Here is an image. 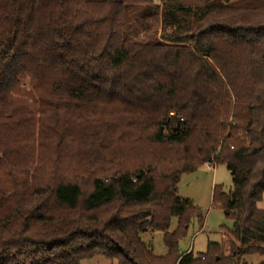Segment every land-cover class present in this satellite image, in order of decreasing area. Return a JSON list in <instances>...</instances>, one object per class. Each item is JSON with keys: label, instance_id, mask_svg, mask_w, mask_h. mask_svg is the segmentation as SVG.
<instances>
[{"label": "trees", "instance_id": "obj_1", "mask_svg": "<svg viewBox=\"0 0 264 264\" xmlns=\"http://www.w3.org/2000/svg\"><path fill=\"white\" fill-rule=\"evenodd\" d=\"M158 1L0 0V264L264 255V0ZM205 164L234 243L195 256L177 187Z\"/></svg>", "mask_w": 264, "mask_h": 264}, {"label": "rangeland", "instance_id": "obj_2", "mask_svg": "<svg viewBox=\"0 0 264 264\" xmlns=\"http://www.w3.org/2000/svg\"><path fill=\"white\" fill-rule=\"evenodd\" d=\"M238 0H230L236 2ZM156 4H160L155 0ZM221 187L224 193H229L232 188V177L225 165H217L208 168L206 165L198 168L190 174H183L178 184L177 196L188 201L195 209L199 210L204 218L201 227L193 223L188 236L179 244L180 252H192L193 255L204 254L209 243H221L227 248L234 243L228 230L232 229V222L225 218L220 205L212 202L214 187ZM258 207L264 212V196ZM176 226L173 220L171 230ZM147 243H151L155 256L166 254V248L162 243V234L159 232L148 233L142 236ZM81 264H116L102 257L87 260ZM238 264H264V255H250L239 259Z\"/></svg>", "mask_w": 264, "mask_h": 264}, {"label": "built area", "instance_id": "obj_3", "mask_svg": "<svg viewBox=\"0 0 264 264\" xmlns=\"http://www.w3.org/2000/svg\"><path fill=\"white\" fill-rule=\"evenodd\" d=\"M208 168H211L212 166H210L209 164H205ZM214 168V167H213Z\"/></svg>", "mask_w": 264, "mask_h": 264}]
</instances>
